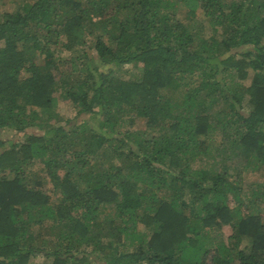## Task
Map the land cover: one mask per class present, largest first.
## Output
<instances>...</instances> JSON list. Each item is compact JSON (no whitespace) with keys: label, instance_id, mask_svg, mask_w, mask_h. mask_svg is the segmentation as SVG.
Wrapping results in <instances>:
<instances>
[{"label":"trees","instance_id":"trees-1","mask_svg":"<svg viewBox=\"0 0 264 264\" xmlns=\"http://www.w3.org/2000/svg\"><path fill=\"white\" fill-rule=\"evenodd\" d=\"M10 1L0 264H264V0Z\"/></svg>","mask_w":264,"mask_h":264},{"label":"rangeland","instance_id":"rangeland-1","mask_svg":"<svg viewBox=\"0 0 264 264\" xmlns=\"http://www.w3.org/2000/svg\"><path fill=\"white\" fill-rule=\"evenodd\" d=\"M13 8V2L10 0H0V10L5 9V10H12ZM201 15V10H198V16ZM209 31V30H208ZM57 52H61V54H63V51H57ZM68 54V53H67ZM69 63L66 64V66H68ZM120 73H125V75H132L136 72V67L132 64H128L126 65V67L124 66L123 70L122 68H119L118 70ZM249 82V78H247V80H245V83ZM56 103L54 106V111L58 113V117L62 120H66L70 117L75 116V108L73 107L72 103L69 100L66 99H62L59 96V93H56ZM135 125L137 127L143 128L145 125V121L143 118H137L135 120ZM1 135L3 137H7V138H12V137H17V135H15L13 130H5L2 129L1 130ZM211 156V153L209 152L207 154V156L205 158H203V160L200 162L201 164L205 163V161H207L206 159H208V164L211 163V159L209 158ZM263 171H251V170H245L243 171V184L245 185L246 189H248V187H250L252 185V183L254 182H258V181H264V174L262 173ZM48 186H50V184H48ZM141 225H139L140 227ZM223 233L224 236L226 237L229 233H230V228L228 226L223 228ZM43 257L39 256L36 258H32L31 259V264H36L40 261H42Z\"/></svg>","mask_w":264,"mask_h":264}]
</instances>
